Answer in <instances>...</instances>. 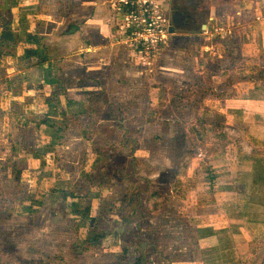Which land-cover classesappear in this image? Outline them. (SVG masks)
<instances>
[{"label": "rangeland", "instance_id": "374dc122", "mask_svg": "<svg viewBox=\"0 0 264 264\" xmlns=\"http://www.w3.org/2000/svg\"><path fill=\"white\" fill-rule=\"evenodd\" d=\"M29 1L0 0V26L20 42L0 51V264H264V184L250 179L254 161H264V0H153L170 36L151 55L120 35L112 0L104 6L112 44L79 33L72 50L61 35L91 9L81 0ZM33 2L37 11L19 17ZM175 6L199 17L197 27L172 21ZM24 48L37 54L26 58ZM43 94L81 111L66 121L53 167L77 191L86 173L99 183L93 245L62 210L44 206L48 197L32 213L18 207L36 184L38 172L23 162L40 165L31 155ZM204 115L222 118L217 133L203 130ZM232 181L263 207L247 211Z\"/></svg>", "mask_w": 264, "mask_h": 264}, {"label": "trees", "instance_id": "16d2710c", "mask_svg": "<svg viewBox=\"0 0 264 264\" xmlns=\"http://www.w3.org/2000/svg\"><path fill=\"white\" fill-rule=\"evenodd\" d=\"M31 1V0H30ZM29 1V2H30ZM14 2V0H12ZM12 10L7 9V14H11ZM19 17L23 18V15L18 14ZM26 18V15H24ZM69 30L66 33H74L78 27L75 24H72L68 28ZM19 42V37L16 34L15 30L10 26H0V51L11 50L13 51ZM20 44V42H19ZM25 57H29L37 54L36 49H25ZM43 100L39 105L41 110V118L36 123V132L38 134V139L36 142V149L32 153L31 158L39 161L40 165L38 167L29 166V162L25 161L27 170L38 172L35 177L36 184L29 193L28 196L21 199L19 202V208L26 210L29 213L34 212V209L41 208L44 204L43 199L45 197L49 198V202L44 204L46 208L49 206L53 207L54 211L62 210V214L72 220L73 229L75 232H78L82 226V233L86 238L89 239L90 244H94L96 240V232L92 227L91 215L93 212L94 205V188L95 191L98 189L99 183L94 181L91 174H85V183L81 188H77L72 184L70 180H65L58 177V174L54 172V163L58 158V152L62 146L61 138L63 132L67 130L66 121L67 120H76L77 117L81 114L80 109H77V106L72 101H69L65 98H58L59 106L47 100L43 94L41 97ZM222 118L218 115H204L202 118V124L207 130V127L210 128L215 133L221 128ZM201 130V131H203ZM203 131V133H204ZM204 135V134H203ZM33 165V164H32ZM43 167L44 170H43ZM22 168L16 167L14 171V180L19 182L22 176ZM211 172V171H210ZM32 175V174H31ZM213 177H210L209 186L211 188V181ZM38 181L42 182V185L38 184ZM199 185L202 186V181L197 180ZM234 191H237L236 194L238 197L243 198V187L236 182H230ZM92 190V191H91ZM155 196H152L151 199H154ZM52 201V203L50 202ZM53 202H58V206L54 207ZM153 209V207H150ZM156 208H154L155 210ZM57 216H59L57 214ZM91 225V226H90Z\"/></svg>", "mask_w": 264, "mask_h": 264}, {"label": "built area", "instance_id": "2783aa9c", "mask_svg": "<svg viewBox=\"0 0 264 264\" xmlns=\"http://www.w3.org/2000/svg\"><path fill=\"white\" fill-rule=\"evenodd\" d=\"M111 7L116 9L121 17L120 35L126 34L128 45L156 54L170 36L168 22L164 20V11L153 0H112ZM205 52L213 57L214 47L205 46Z\"/></svg>", "mask_w": 264, "mask_h": 264}, {"label": "crops", "instance_id": "0c3cea01", "mask_svg": "<svg viewBox=\"0 0 264 264\" xmlns=\"http://www.w3.org/2000/svg\"><path fill=\"white\" fill-rule=\"evenodd\" d=\"M31 1H34V0H31ZM78 2H79V0H78ZM80 2L83 4L84 7L87 6L91 10L86 12V13L77 14L76 15V20L75 21H73V20L70 21L71 24H75L78 27V29L74 33H72V32L71 33H66L65 32L63 35L60 34L61 35V40H62L61 44H62L63 48H66L67 50H72L73 48H75L76 44L81 39L79 33H81L82 37L86 41H96V38L98 39V41H104L106 39V40L109 41L108 43L112 44L111 42L114 41L115 37H110V34H111V23L108 21L110 19V17H109L110 13L106 12L104 10V6H105V4L107 2H109V0H81ZM33 5H35V2L26 5L25 7L28 6L27 9L29 10V12L22 11V10L20 11L19 10V14L26 15V16L27 15H33L31 11H33L34 9L37 11V7L39 8L40 4H37V6H33ZM94 5H96L95 8L97 10H95V13L92 15V17H88L86 19V14H88V13H90L92 11ZM94 22L98 23V25L100 27V30L102 32L107 31L106 33H109V34L105 35V34L100 33L102 36L99 37V35H96L95 32H91L90 28H89L90 27L89 24L94 23ZM96 43H97V41H96ZM256 138L257 137H254L255 140H256ZM228 150H229V148L227 147V149H226L227 153L229 152ZM243 151H249V147L248 148H243ZM250 151L252 152L253 149L250 150ZM248 156L250 157V155H248ZM248 156H246V157H248ZM212 167L213 166H211V168ZM254 167L258 168V170L254 173V175H252L250 177V179L252 180L253 184H257L258 183L260 185H263L264 184V161H262V160L258 161V162L254 161ZM241 175L245 176L244 174H241ZM255 178H257V179H255ZM232 182H234V181H232ZM204 183H206V182H204ZM209 183L210 182L206 183L207 190L210 189ZM240 186L243 187V198L238 197V196H235V197L240 202H245L247 200V202H246L247 205H248L247 206V208H248L247 211L249 209H251V208H257L258 209V207H263V206L257 205L256 203L250 205L248 203L249 200H248V195H247V188L245 187V185H242V184H240ZM173 199H175V198H172V200ZM257 209H255V210H257ZM152 210L154 211V208Z\"/></svg>", "mask_w": 264, "mask_h": 264}, {"label": "flooded vegetation", "instance_id": "af4514ba", "mask_svg": "<svg viewBox=\"0 0 264 264\" xmlns=\"http://www.w3.org/2000/svg\"><path fill=\"white\" fill-rule=\"evenodd\" d=\"M178 8L179 11L173 12L172 15V21L174 20L175 23H177L178 26H181L182 23H186V25L194 26L195 28L197 27L196 22H197V17L196 15H184L179 7L175 6Z\"/></svg>", "mask_w": 264, "mask_h": 264}, {"label": "water", "instance_id": "95a60500", "mask_svg": "<svg viewBox=\"0 0 264 264\" xmlns=\"http://www.w3.org/2000/svg\"><path fill=\"white\" fill-rule=\"evenodd\" d=\"M204 27V26H203Z\"/></svg>", "mask_w": 264, "mask_h": 264}]
</instances>
